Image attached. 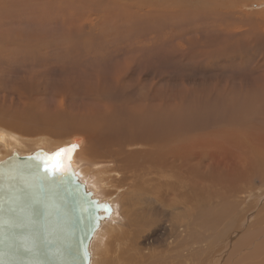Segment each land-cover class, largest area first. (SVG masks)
Returning <instances> with one entry per match:
<instances>
[{
    "label": "bare ground",
    "instance_id": "1",
    "mask_svg": "<svg viewBox=\"0 0 264 264\" xmlns=\"http://www.w3.org/2000/svg\"><path fill=\"white\" fill-rule=\"evenodd\" d=\"M13 1L10 0L8 2L2 3L3 8L0 9V11L1 10L5 11V20L8 18L10 19L14 18L16 16L15 14H17V12L16 11L14 12L12 9L14 4L16 3V2L14 3ZM22 1L23 4H25L26 0H22ZM205 1L209 2L208 6L211 5L212 11L205 10L209 15H207V19L203 21L204 23L206 22L207 24H214L215 21L213 19L216 18V16H220V15H221V20L220 19L218 20H220L221 22L222 20H225L226 17H229V15L227 16L229 12L226 13L227 12L226 10H228L229 7L231 9L232 6H227L228 7L227 8L224 6L222 7L221 4L216 5L214 0H205ZM237 1L238 0H233L231 3H235ZM92 2L93 4L95 3L93 5V8L95 7V5H97L95 12H99V13L101 12L102 14V18L100 15L98 16L100 19L109 18L112 19L111 23H119V21L123 20V18L125 20L130 18L134 22H138V24L136 23V25L139 26L138 28L139 29L143 28L142 31L144 30L145 32L147 31L145 30L147 25L149 23L151 24L150 18L152 16V13L154 12L158 14L162 13L163 11L168 12L170 13L169 15H171V18L180 14H185V13H187V15L189 14L188 7L184 5V2L182 0H92ZM166 3H168L169 6L171 7L165 8L163 5ZM203 3L205 2L203 1ZM44 5L47 10L48 8L50 9L52 8L51 6H49L50 4L47 6L46 4ZM81 5L83 6V3H81ZM194 5L198 9L197 12V15H199L198 17L202 16L203 18H205L206 15L204 14V9L201 6V4H197V5L194 4ZM161 6H163L164 9ZM35 7L36 6H33L34 9ZM54 7L56 8L55 4ZM215 7L217 10H215ZM207 8L209 9V7ZM59 12L63 13V11L61 12L60 10ZM124 13H126L127 15L122 16L121 14ZM81 14L83 15L84 13ZM160 17L163 18V16ZM231 17L233 16L231 15ZM240 17H243V15L241 14ZM177 18L180 19V16ZM182 18L184 17H181V19ZM230 18L228 21H230ZM247 18L244 20L250 21L249 17ZM87 19L85 18V20ZM195 19L197 20V18ZM193 21L195 20L193 19ZM233 21L235 20H232V22ZM263 21L260 20L259 22L261 25L264 26V24L261 23ZM19 23L21 24L22 22L19 21ZM71 23L72 22L68 23L69 25L66 27L68 30V35H70L69 37L71 39H74L75 36L78 37L86 34L88 35L96 34L95 30L90 32V30H93L94 28H96L97 30L96 26H93L92 28V26L90 25L91 27L87 29L88 31L83 30L84 28L83 29L81 28L80 30H76L74 29V27L70 26ZM75 23L77 24V22ZM253 23L256 24L258 23V21H254ZM42 24L45 23L43 22ZM191 24L193 25V23ZM216 24L219 25L217 21ZM17 25L20 26L21 28V25L19 24ZM24 25H22L23 28L25 27ZM180 25L182 24L180 23ZM128 26L129 28L128 29L126 28L125 30L119 27V25L117 24L112 26L111 28L122 29L121 34H118L119 36L134 37L133 36L134 34L141 36V34L135 31L131 25ZM1 28L3 27H0L2 34V38L0 39H2L3 45L7 43L10 45L13 44V46L11 47L7 46L5 50L11 48L10 49L11 52L16 51L18 49V46L21 44V43L18 44L20 40H17L18 42L14 44L12 39L15 35L13 36L11 34L13 37L5 35L6 33L3 32L4 30H2ZM147 28H149V26ZM99 31L98 33L100 35L102 32L100 31L101 32L100 33ZM106 35L108 36L109 33L107 32ZM145 40L146 39L144 38V40L140 43L144 44L143 42ZM222 40L225 42V38H223ZM100 41H102V38L99 39V42L95 44V46H90V44L87 45L85 43L83 49L81 50V53H84L86 49V53L90 57L91 56L94 57L96 55H101L103 52H108L109 49L107 48L110 45L109 44L103 45L104 43L102 44ZM115 41L110 40L108 42H112L114 45H116L117 42ZM156 41H158V39ZM48 43H46V45ZM82 43L83 42L81 41V44ZM39 44L40 43H38V45ZM44 44L45 43H43L42 45ZM198 45H200V43ZM32 46H37V44H31L30 47ZM111 46L115 47L113 45ZM40 47L43 46H38L34 48H36V51H38L40 50L39 49ZM219 47H221V45ZM74 48L75 47L73 48L67 47V50L70 49L72 51ZM250 48H252V46H250ZM5 50L0 47V93H3L2 98L0 97V105L5 108L4 110L0 108V154H2L0 155V161H3V159L5 160L8 157L3 154L11 155L14 151L22 154L25 152L33 153L34 151L36 152L38 149L49 150L47 148L57 151L61 149H68V151L63 153L62 155H64L65 159L73 167L79 180L82 183H84L87 190L92 191L93 196L97 197L98 200L102 201L105 205V208L101 210L102 214L104 215V218L100 222V225L98 226L94 234L96 240L94 241V244H91V241L93 239L92 238L89 244L90 264H140L139 262L129 261L124 257V254L132 249V246L130 244L131 241L129 238H126V235L134 234V236L141 238V240H143L144 242H147L148 246H146V248L153 247L154 246L153 243L148 244L150 243V241H154L150 239L148 233L150 231L154 233L156 229L152 227L158 225V218H161V214L164 210L165 211L169 210L170 215L172 217L170 219L168 226L166 224L164 225L159 224L158 227H162L161 230L162 232H166L168 234L171 233L175 234L177 232V229H181L184 227V223L181 220V216L189 212L187 206L185 205L188 204L193 205L188 202H194L195 205H200V207L203 208L204 207L203 204H205V199L211 200L214 196H216V194L212 191L213 187L217 185L219 186H225V185L232 186L234 184L239 185V183L244 180L245 181L252 180L251 175L255 174L254 165H257L258 171L257 170L256 171L259 173L256 176V178L259 176L261 178H264V105H263L264 104V71H262L257 77L253 78L252 79L253 81L249 79L250 82H248L247 85L248 86L255 85L254 87H251V89H253L252 95L243 93V91L248 88L245 87L246 85L242 80H239L237 82L234 81L222 82V80L218 79L219 82L222 83L221 84L222 87L219 86L218 84H214L212 87L209 85H208L209 87L208 86L204 87L205 84L204 82L201 81L202 85L199 84L201 86L198 89L199 91L196 90L197 87L194 88L195 90H190V91L187 90L188 92H190L188 93L191 94L190 96L187 95L185 91L187 87L184 84L182 85L184 86L183 88L180 86L179 90L177 89L170 90L171 95H166L164 92L165 89L164 88L162 89L163 84L160 83L159 85L156 84L155 86H152L151 89L148 91V93L143 91L135 94L137 99H135L136 100L135 102L130 104V109L126 110L125 109L126 105H123V103L118 102L114 104L112 102H106V100L103 101L98 99V101L95 100L94 101L96 102V104H101L103 106L102 109L100 110L97 109L99 110L97 111V110H91L88 107L81 110H79L80 109L79 108L78 115L75 116L71 114V111H73L71 107L75 105L74 103L75 99L73 101L72 98H70L73 101L71 103L74 104L72 106L71 103H66L65 101L66 100L65 97L70 95V93L73 91L71 88L68 87H64L62 90L58 91L60 94L56 93L59 95V97H57L56 94L52 93L49 97L50 100L52 101V102L50 101L52 105L48 104V107H46L45 109L43 107L46 104L45 103L41 104L39 99L38 102L37 101L35 102L36 99L33 101L31 100L32 98L30 96L31 98L30 101L28 99L25 101V99L27 98L26 96H28V94L30 95L28 91L32 90L33 87H36L37 89L39 88V85L38 87L34 86L36 85L35 78H37L35 70H32L31 68L24 69V75H26L29 78V80L23 78L24 76L20 77L19 75H17L16 77L19 76L20 78L19 77L18 79L15 78V80H11V78L6 76V74L5 77H2L4 71L7 72V70L12 69L10 67H14L9 63L11 60L15 59L14 57H13L14 59H10V58L8 59ZM119 53H124V57L129 58V56L134 53V49L132 46L129 47L126 46V49ZM135 54L137 55V53ZM195 55L197 56V54ZM101 58L103 57H98L99 60ZM200 59L201 58H199V60ZM219 59L221 60L220 57ZM209 61H213V63L215 62L214 59ZM262 66L264 67L263 64ZM17 67L19 68V66ZM126 68L128 70L130 68V65L128 64ZM30 83L32 84L34 83V84L28 86V84ZM130 83L131 81L129 80V75L124 71V69H119L115 72V68L113 67L111 73L109 72L108 76H105L104 73L102 74L97 73L96 76L87 78L85 85L86 86L85 92L82 95L85 98H87V96L90 95L92 96L95 95L96 93L105 92L102 94L104 95L107 92L110 91L114 92L116 90H121V89H123L122 93L124 94L127 91H130L126 89L132 86ZM38 84L41 85V83ZM21 87H25L28 89H23L24 90L23 92L20 91L22 90ZM36 88L34 89L36 90ZM45 91L46 92L41 94L40 96L43 97L44 100H48L47 99L48 91L47 90ZM239 91L241 92V94L239 93ZM35 92H37V90ZM9 94H11V96H9ZM24 96L26 98H24ZM72 96L73 98L76 97L74 95ZM112 96L110 97L112 98ZM56 97L58 98V100H55ZM101 98L103 99V96ZM87 100L89 99L87 98ZM54 101L56 102L55 105H53L55 103ZM43 102H48V101H43ZM10 104L12 106L17 105L18 110L14 109L15 110L14 111L12 109L13 112L8 110L7 106ZM32 107L33 109L32 110L30 109L31 111L26 113L27 109ZM40 107L42 108V110L40 109V111L38 112V109ZM49 107L51 108L46 111V109ZM83 110H85V112ZM206 112L209 118L206 117ZM205 117L208 119H206ZM204 119L209 120V122L203 123ZM59 123H60V127L59 125L56 126ZM49 132L53 133L50 135H54V137L60 138V141L62 142H65V140L62 139H64L68 135L70 136L74 135V137L70 139V141L67 143H62V142L49 143L50 141L48 142L47 138H46L47 141L44 139L45 134H48ZM49 136L48 138L52 139ZM83 139H84V143L82 145ZM72 145H77V147L73 149ZM34 147H38V148H35L31 151L28 150ZM227 158L233 159L232 167L236 166L237 167L236 171L229 169V166L226 164L225 161ZM216 159L220 160L218 164L215 163ZM109 174L113 176L112 178H110V182L116 186L115 191L112 193L103 190V187L106 186L105 184L106 181L109 179ZM263 185H264V181H263ZM248 188L249 190L251 189L250 194L252 195L254 193L252 189L253 187L251 188L248 187ZM126 189L127 191L125 192ZM237 189L248 190L247 187H241V186H238ZM261 190H264V186ZM263 193L262 191L259 193L260 195L258 196V199H256L255 195L252 196L249 195V197H251L250 198L251 200L253 199V196L255 197L251 204L252 211L254 209H257L259 206H261V203L264 201ZM219 197L223 199V201L226 199L225 193L220 194ZM114 199H116L115 202H113ZM109 204L115 205L116 209L112 210L111 208L110 210L111 205ZM226 205L228 210L232 212L234 204L226 203ZM252 211L248 210V212H252ZM248 214L242 216L241 217L242 219L240 220L246 221L245 218L247 217ZM226 219H227V214L222 217L212 219L210 222H208V225L213 228H217L221 224H223L226 221ZM108 220L109 223L107 222ZM121 220L123 221V223L121 226H117L116 230L122 232V235L123 237H125L127 242L122 251L121 257L117 261L115 262L105 261L104 257L107 254V250L105 248H101V245L105 243L106 238L109 235L107 231H114L115 229L113 227L114 222L121 223ZM153 236L157 239L158 233L153 234ZM231 238H232V234L230 233L229 241H231ZM228 249L229 247L226 250L225 247H221L215 252L209 251L208 253H204L202 254L203 257H201L200 259L198 258L200 261L198 264H209V263L218 264L221 258L226 255ZM212 255L215 256L216 258L217 256L220 257L217 260L216 258L212 260L211 258ZM138 258L142 260L144 264H166V261L164 262L157 261V263L151 262V257L146 258L143 252L138 253Z\"/></svg>",
    "mask_w": 264,
    "mask_h": 264
},
{
    "label": "rangeland",
    "instance_id": "2",
    "mask_svg": "<svg viewBox=\"0 0 264 264\" xmlns=\"http://www.w3.org/2000/svg\"><path fill=\"white\" fill-rule=\"evenodd\" d=\"M8 1H10V0H0V9L3 8L2 3L8 2ZM27 1L28 0H26L25 4H23L22 0H14L13 1L14 3L15 2L16 3L13 6L14 8L12 7V9L14 12L15 11L17 12V14H15L16 16L14 18H11V19L8 18L5 20V11L4 10L0 11V13H1L0 14V22H1L0 27H3L1 29L4 30L3 32L6 33L5 35H8L10 37L12 35L13 36L15 35L14 37L12 36L13 37L12 41L14 44L18 42L17 40H20L18 42V44L21 43L18 46V49L16 51L11 52L10 51L11 48L10 49L8 48L9 50L8 49L5 50V48L7 46L11 47V46H13V44L10 45L7 43V44H4L5 45L4 46L2 39H0V47L5 50L8 59L9 58L10 59L15 58L14 60H11L9 63L10 65H12L14 67H10L12 69L7 70V72L4 71V74H2V77H5V74H6V76L11 78V80H15V78L18 79L19 76L20 77L24 76L23 78H26L27 80H29V78L26 75H24V69L31 68L32 70H35L37 78H35L36 85H34V86L38 87V85H39V88H38L39 91L36 87H33L32 90L28 91V93H30V95L28 94V96H26L27 98L25 96H24V98H26L25 101L27 99L30 101L31 98H32L31 100H33V101L36 99L35 102L36 101L38 102V99H39L41 104L45 103L47 105V106L45 105L43 107L44 109L46 107H48V104L52 105L50 103V101H51L49 98L50 95L52 93L53 94H56V93L60 94L58 91L62 90L64 87H68V88H71L73 90L70 93V95L65 97L66 98L65 101H66V103H71L75 99V101H74L75 105L73 103H71V106L74 105L71 107V109L73 110V111H71V114H73L75 116L78 115L79 110L84 109L86 107L90 108L91 110L102 109L103 106L101 104H96V102H95V101H98V99L103 100V101L106 100V102H112L114 104H116L118 102L123 103V105H126L125 106L126 110L130 109V104L135 102L136 101L135 99H137L135 94H137L139 92H143V91L148 93V91L151 89L152 86H155L156 84L159 85L160 83L163 84L162 89L163 88L165 89L164 92L166 95H171L170 90H173V89L179 90L180 86L183 88L184 86H182V85L184 84L187 87L185 91H186L187 95L190 96L191 94H188L190 92H188L187 90H189V91L195 90L194 88L197 87L196 90L199 91L198 89H199V87H201L199 85V84H201V81L204 82V84H205L204 87H206L208 85L212 87L214 84H218L219 86H221L222 83H220L218 79L222 80V82H226V81L237 82L239 80H242L246 85L245 87L248 88V89H245L243 91V93L248 94V95H252L253 89H251V87H254L255 85L248 86L247 84H248V82H250V80L253 81L252 80L253 78L257 77L262 71H264V67L262 66V64L264 65V35H263L264 34V30H263L264 26L261 25L259 22L260 20L261 21L264 20V0H238L235 3H231L233 0H214L216 5L221 4L222 7L223 6L224 7L232 6L231 9L229 7V9H228L229 11L226 10L227 11L226 13L229 12L227 14V16L229 15V17H226L225 20H222V22H221L220 21L221 15L216 16V18L213 19L215 21L214 24H207L206 22L205 23L203 22L207 19V15H209L206 11L207 10L212 11L211 5L208 6L209 5L208 1L206 2L205 0H198V1L197 0L196 1L195 0H187L188 1L187 2L186 0H182L184 2V5L188 7L189 14L192 18L189 16V14L187 15V13L180 14V15H177V16H174L171 18V15H169L170 13H168V12L163 11L164 13L162 12L159 14L154 12V13H152V16L150 18L151 24L149 23L147 25V27L149 26V28L146 27V29H145V30H147L146 32L144 30L142 31L143 28L139 29L138 28L139 26L136 25V23L138 24V22H134L130 18H128L130 20H128V19L125 20L123 18L124 21L120 20L119 23H111L112 19H109V18L100 19L98 16L100 15L102 18V14H101V12L100 13L95 12L97 5H95V7L93 8V5L95 3L93 4L92 0L91 1L90 0H82V1L77 0V2H76V0H57V1L56 0H54V1L53 0H43V1L42 0H29L28 2ZM50 1L53 4H51ZM189 1H190V3H189ZM203 1L205 3H203ZM46 2H48V3H46ZM37 3H40V4H37ZM81 3H83V6L81 5ZM44 4H46V6L50 4L49 6H51L52 8L51 9L48 8V10H47L45 8ZM54 4H55L56 8L54 7ZM194 4H196V5L201 4V6L204 9V14L206 15L205 18H203L202 16L198 17L199 16V15H197L198 9L196 8V6ZM176 5H179V4H176ZM33 6H36L35 9L33 8ZM58 6H59V8H58ZM68 6H70V7H68ZM163 6L165 8L171 7V6H169L168 3L164 4ZM163 6H161V7L164 9ZM207 7H209V9ZM37 8H38V10H37ZM67 8H69L70 10ZM77 8H78L79 12L77 11ZM61 9H63V10H61ZM23 10H25V11H23ZM59 10L61 12L63 11V13H60ZM91 10H93V11H91ZM215 10H217L216 7H215ZM55 11H57L59 13H57ZM74 11H75V13H74ZM218 11H216V12H218ZM41 12H42V15H41ZM87 12H88V14L89 13L90 14L88 15ZM81 13H84L85 16H84V14L82 15ZM126 13L121 14V15L122 16L127 15L128 13L127 14ZM31 14H33V15H31ZM93 14H94V16H93ZM163 14H165V15H163ZM241 14L243 15V17H240ZM17 15H18V18H17ZM159 15L163 16L164 19L161 18ZM231 15L233 17H231ZM179 16H180V19L177 18ZM181 17H184V18L181 19ZM247 17H249L250 21L244 20ZM85 18L86 19L88 18V19L85 20ZM188 18L189 19L191 18V19L189 20ZM195 18H197V20ZM229 18H230L231 22L228 21ZM193 19L195 21H193ZM218 19H220V20H218ZM251 19H253V20H251ZM255 19H257V20H255ZM2 20L4 23L2 22ZM28 20H31V21H28ZM70 20H72V21H70ZM232 20H235V21L232 22ZM19 21L22 23L20 24ZM64 21H67V22H64ZM135 21H136V19H135ZM216 21H217V23H219V25L216 24ZM252 21L253 22L258 21V23L255 24ZM12 22L15 24H13ZM43 22L45 24H42ZM70 22H72L71 23L72 25L70 24V26L74 27V29H76V30H80L81 28L82 29L84 28L83 30H87L91 26H92V28H93V26H96L97 30H96V28H94L93 30H90V32L95 30L96 34H92V35L86 34V35H82V36H78V37L75 36L74 39H71L69 37L70 35H68V30L66 28L69 25L68 23H70ZM75 22H77V24ZM121 22L124 26L121 24ZM179 22L182 25H180ZM8 23H11V24H8ZM191 23H193V25ZM221 23L224 25H222ZM232 23H234L235 25ZM261 23L264 24V21ZM17 24L21 25V28ZM116 24L119 25V27H121L124 30L126 28L127 29L129 28L128 25H131L135 31H137L141 34V36L137 35V34H134L133 35L134 37H132V36H129V37L119 36L118 34H121L122 29L117 28L118 29L117 30L116 28H114V29L111 28L112 26H114ZM188 24H190V25H188ZM8 25H10V26H8ZM22 25H24L25 27L23 28ZM169 26H170V29H169ZM108 28H109V30H108ZM179 29H181V30H179ZM209 29H210V31H209ZM98 31L102 34V36H101V34L99 35ZM151 31H153V32H151ZM163 31H165V32H163ZM44 32L46 33V35ZM105 32L106 33L108 32L109 35L107 36ZM154 32H155V34H154ZM104 33H105V35H104ZM151 33H153V34H151ZM0 34H1V30H0ZM18 35H21V36H18ZM175 35H177V36H175ZM41 36H43V37H41ZM165 36H167V37H165ZM94 37H96V38H94ZM207 37H208V39H207ZM222 37L225 38V42L222 40L223 39ZM0 38H2V34L0 35ZM14 38H15V40H14ZM101 38H102V41H100V42L102 44L104 43L103 45H107V44L110 45L107 48V49H109L108 52H103L101 55H96L94 57L93 56L90 57L86 53V49H85L84 53H81V50L83 49L85 43L87 45L90 44V46H95V44H97L99 42V39H101ZM144 38L146 40L143 42L144 44H141L140 42H142L144 40ZM196 38H197V40H196ZM34 39L36 41L37 40L38 41L36 42ZM41 39L44 42H42ZM157 39H158V41H156ZM110 40H114V41L116 40L115 42H117V44L114 45L112 42H108ZM148 40H150V41H148ZM193 40H195V41H193ZM81 41L83 42L82 44H81ZM87 41H89V42H87ZM190 41H192V42H190ZM38 43H40L41 45L40 44L38 45ZM43 43H45V44L42 45ZM46 43H48V44L46 45ZM197 43L198 44L200 43V45H198ZM31 44H37V46L30 47ZM225 44H227V45H225ZM230 44H232V45H230ZM78 45H79V47H78ZM111 45H113L115 47H112ZM220 45H221V47H219ZM38 46H43V47H40L39 48L40 50L36 51V48H34V47H38ZM126 46H128V47L132 46L134 49V53L131 54L129 56V58L124 57V53H119V52L124 51L126 49ZM225 46H226V48H225ZM250 46H252V48H250ZM67 47H70V48L75 47V48L73 49L74 51L73 50L71 51L70 49H69L70 50L69 51V50H67ZM208 48H210V49H208ZM236 48H237V50H236ZM115 49H116V51H115ZM142 49H143V52H142ZM184 50H186V51H184ZM207 51L210 53H208ZM61 53H63V54H61ZM79 53L81 54V56ZM135 53H137V55ZM200 53H201V55H200ZM38 54H39V56H38ZM112 54H114V55H112ZM195 54H197L198 57ZM226 54H227V57H226ZM199 55H200V57H199ZM98 57H103V58H101L102 60L101 59L99 60ZM211 57H213V58H211ZM219 57L221 58V60L219 59ZM199 58H201V59L199 60ZM127 59H129V60H127ZM208 59L209 60L214 59L215 62L213 63V61H209ZM17 61H19V62H17ZM128 64L130 65V68L127 70L126 67ZM17 66H19V68ZM15 67H17V68H15ZM113 67L115 68V72L119 69H124V71L129 75V80L131 81L130 84L132 86L129 88H126V89H128L130 91L132 90V91L131 92L127 91L126 93H124L125 95L122 93L123 89L116 90L114 92L110 91L104 95H102V94L105 92H100V93H96L95 95H92V96L91 95L87 96V98L89 99V100H87V98H85L82 95L85 92L86 79L91 78L93 76H96L97 73H101V74L104 73L105 76H108L109 72L111 73ZM19 71H21V72H19ZM216 73H218V74H216ZM215 74H216V77H215ZM17 75H19V76L16 77ZM241 76H242V78H241ZM218 77H220V78H218ZM227 77H229V78H227ZM210 79H212L213 81ZM146 82H148V83H146ZM214 82H216V83H214ZM38 83H41V85ZM33 84L30 83V84H28V86H31ZM143 84H145V85H143ZM21 88H22V90H20V89L19 90L23 91V92H24L23 89H28L25 87H21ZM34 88H36L37 92H35L36 90ZM40 90H42V91H40ZM45 90L48 91V94H47L48 100H44L43 97L40 96L41 94L46 92ZM118 92H120V93H118ZM239 93L241 94L240 91H239ZM58 94H56L57 97H59ZM56 95H53V96H56ZM72 95H74L76 97L73 98ZM101 95L103 96V99L101 98L102 97ZM2 96H3V93H0L1 98H2ZM9 96H11V94H9ZM30 96H31V98H30ZM99 96H101V97H99ZM110 96H112V98ZM57 97L55 100H58ZM70 98H72L73 101ZM79 98H80V100H79ZM126 99H127V101H130V102H127ZM33 101H31V102H33ZM43 101H48V102H43ZM81 101H82V103H81ZM88 103H89V105H88ZM55 104H56V102L53 105H55ZM83 105H85V106H83ZM76 106H78V107H76ZM0 108H2L3 110L5 109L3 106H1ZM7 108L11 112H13L14 109L18 110L17 105L12 106L10 104L7 106ZM50 108L51 107L47 108L46 111L49 110ZM247 108H248V106H247ZM30 109L32 110L33 107L28 108L26 113L30 112L31 111ZM40 109L42 110V108L40 107L38 109V112L40 111ZM99 110H97V111H99ZM83 111L85 112V110H83ZM83 111H82V113H83ZM204 113H205V111H204ZM206 117H208L207 112H206ZM208 118H206V119H208ZM205 122L208 123L209 120L204 119L203 123H205ZM58 125L60 127V123L57 124L56 126H58ZM7 132H8V130H7ZM50 134H53V133L49 132L48 134H45L44 139L46 141L48 139V142L50 141L49 143L62 142V141H60V138H56V137H54V135H50ZM48 136L51 137L53 140L48 138ZM73 137H74V135L66 136L64 139H62V140H65V142H62V143L69 142L70 139H72ZM83 143H84V139H83L82 145H83ZM35 148H38V147H34V148H31L28 150L31 151ZM47 149H49V150H46V151H48L49 153H52V154H55L56 152H58L57 150H53L50 148H47ZM25 154H30V153L25 152V153H22L21 155H25ZM0 155H2V154H0ZM3 155L10 156V154H3ZM219 161H220L219 159H216L215 163L218 164ZM225 161H226V164L229 166V169H231L233 171L237 170L236 166L232 167L233 159L227 158ZM239 169H242V168H239ZM256 170L258 171L257 165H254L255 174L251 175L252 180H250V181L244 180V181L240 182L239 185H237V184H234L232 186H230V185H225V186L217 185V186L213 187L212 191L216 194V196H214L211 200L205 199V204H203L204 205L203 208H201L200 205H195L194 202H188V203H191L193 205H190V204L185 205V206H187L189 212L187 214H183L181 216V220L184 223V227L181 229H177V232L175 234L174 233L168 234L166 232H162L161 231L162 227H158L159 224H161V225L166 224L168 226L170 219L172 217L170 215L169 210H166V211L164 210L161 214V218H158V225L152 227V228L156 229L154 231V233L152 231H150L148 233L150 236V239L154 240V241H150V243H148V244L153 243L154 244L153 247L146 248V246H148L147 242H144L143 240H141V238L134 236V234L133 235H126V238H129L131 241L130 244L132 246V249L127 251L124 254V257L129 261L139 262L140 264H144L143 261L138 258V253L143 252V254L146 258L151 257V262H155V263H157V261H162V262L166 261V264H195V263L198 264L200 262L199 259L201 257H203L202 254L208 253L209 251L215 252L221 247H225V250H226L229 247L226 255L221 258V260L219 261L218 264H264V201L261 203V206H259L257 209H254L253 211H252V206H251L253 199L255 197H256V199H258V196L260 195L259 193L261 191L263 193V191H264V190H261L264 186L263 185L264 178H261L260 176L256 178V176L259 174ZM253 176H254V178H253ZM112 177L113 176L111 174H109V179L105 183L106 186L103 187V190L110 192V193L114 192L116 189V186L110 182V178H112ZM238 186L247 187L248 190L237 189ZM260 186H262V187H260ZM248 187H250V188L253 187L252 189H253L254 193L252 195H255V197L253 196L252 200L250 199L251 197H249V195L252 196L250 194L251 189L249 190ZM126 191H127V189L125 190V192ZM223 193H225V195H226V199L224 201H223V199H221L219 197V195L223 194ZM115 201H116V199H114L113 202H115ZM226 203L227 204H234L232 212H230L228 210ZM109 205H111L110 210H111V208H112V210L116 209L115 205H112V204H109ZM166 208H168V207H166ZM248 210L252 211V212H248ZM194 213H195V215H194ZM226 214H227L226 221L223 224H221L219 227L213 228V227L208 225V222H210L212 219L222 217ZM246 214H248L247 217L245 218L246 221L240 220V219H242L241 217L246 215ZM107 222L109 223V220ZM122 223H123L122 220H121V223L120 222H117V223L114 222V224H113V227L115 228L114 231H107V233H109V235L107 236L105 243L103 245H101V248H105L107 250V254L104 257L105 261L115 262L121 257L122 251H123L127 241H126L125 237H123L122 232L116 230V227L121 226ZM221 231H223V232H221ZM156 233H158L157 239L153 236V234H156ZM230 233L232 234L231 241H229ZM95 240H96V237L94 236L92 241H91V244H94ZM219 257L220 256H217V258H216L215 256L212 255L211 258H212V260H214L215 258L217 260V259H219Z\"/></svg>",
    "mask_w": 264,
    "mask_h": 264
},
{
    "label": "water",
    "instance_id": "3",
    "mask_svg": "<svg viewBox=\"0 0 264 264\" xmlns=\"http://www.w3.org/2000/svg\"><path fill=\"white\" fill-rule=\"evenodd\" d=\"M53 155L14 151L0 161V264H90L105 205L64 155L49 160ZM45 161L67 171L50 174Z\"/></svg>",
    "mask_w": 264,
    "mask_h": 264
},
{
    "label": "snow or ice",
    "instance_id": "4",
    "mask_svg": "<svg viewBox=\"0 0 264 264\" xmlns=\"http://www.w3.org/2000/svg\"><path fill=\"white\" fill-rule=\"evenodd\" d=\"M75 147H77V145H72L73 149ZM67 151H68V149H61L58 152H56L53 156L49 157V160L56 159L57 157H60L63 153H65ZM44 167H45L46 172H50V174H53V175H55L56 173H59V172L67 171V168L60 162L51 164V166H49V162L45 161ZM68 167H70V165H68Z\"/></svg>",
    "mask_w": 264,
    "mask_h": 264
}]
</instances>
